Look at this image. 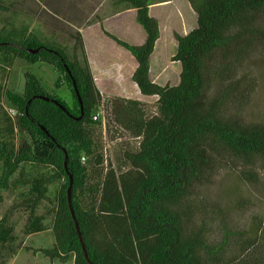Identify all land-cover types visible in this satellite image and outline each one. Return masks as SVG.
I'll return each instance as SVG.
<instances>
[{
  "label": "trees",
  "instance_id": "1",
  "mask_svg": "<svg viewBox=\"0 0 264 264\" xmlns=\"http://www.w3.org/2000/svg\"><path fill=\"white\" fill-rule=\"evenodd\" d=\"M157 1L114 0L118 12L136 10L146 34L142 45L123 41L102 26L137 61L132 81L140 93L158 97L152 115L138 100L107 101L110 121L139 141L137 151L125 154L130 168L119 171L98 140L102 121L94 116L103 96L82 34L72 37V47L61 44L39 29L15 24V11L3 15L13 3L0 0V95L19 112L31 140L15 151L0 130V207L5 191L19 190V206L28 213L24 236L45 232L47 215H53L54 235L51 248L20 246L5 215L0 256L13 257L25 249L41 252L51 262L74 264H264V240L259 241L263 217L254 218L247 234L233 236L232 245L229 232L213 243L198 205L199 191L229 160L264 167V121L245 116L254 82L242 70L245 56L264 46V0H188L197 27L175 36L172 59L182 68L175 86H162L150 75L161 36L159 22L150 15ZM17 59L52 67L58 75L55 88L67 86L72 105L30 71L24 73L22 93L6 89ZM71 177L72 205L91 263L69 206ZM51 188L56 201L39 214Z\"/></svg>",
  "mask_w": 264,
  "mask_h": 264
},
{
  "label": "rangeland",
  "instance_id": "2",
  "mask_svg": "<svg viewBox=\"0 0 264 264\" xmlns=\"http://www.w3.org/2000/svg\"><path fill=\"white\" fill-rule=\"evenodd\" d=\"M3 1L7 5L13 3L10 11L3 15L10 16V12L15 11L17 14L14 18L15 24H29L34 30L39 29L47 37H52L57 42L71 47L75 42V38L73 40L72 37L75 34L77 36L80 29L84 28L88 39H91L93 43L90 45V49L92 52L94 51L96 41L91 37V34L93 32L100 33L101 29H85L91 21L97 23L98 19L101 23H105L106 31L130 44H141L144 39L141 35L145 36L132 10V13L121 14L119 18L113 17L112 12L117 9L114 0H57L55 6L45 1L43 2L44 8L41 5H32L34 9L29 11L23 9L27 3L31 5L32 2L28 0ZM167 2L168 6L165 8H156L152 11L161 20L162 37L151 57L150 75L154 82L162 86H175L180 82L182 69L181 64L172 59L178 47L175 36L178 33L188 34L196 28L197 14L191 8L188 0H167ZM105 18L108 19L103 21ZM1 25L0 21V28ZM101 41L99 51H102L103 56H101L102 61L99 64L103 71L96 72L99 83L96 86L103 94L102 129L99 131L98 140L104 146V154L113 167L119 171V168L125 171L130 168L124 163L125 154L137 151L139 141L110 121L111 111L107 108V101L118 97L138 100L152 115L156 112L158 97L142 95L132 81L134 66L130 61L132 58L135 62V59L130 52L107 37H102ZM242 70L251 75L254 82L245 116L249 121H264V46L256 47L255 51L245 56ZM28 71L35 73L52 94H57L65 99L70 106L72 105V94L67 86L60 90L56 89L54 83L58 77L57 73L52 67L42 63L30 65L26 61L17 59L5 80L6 89L22 93L25 86L24 73ZM0 130L5 141L15 151L25 142L31 141L21 126L19 112L10 105L4 93L0 95ZM3 172L4 168L0 162V177ZM55 192V188H51L49 200L41 204L39 214H46L52 208L56 201ZM198 194V205L207 222L210 241L218 243L223 240L225 233L229 232L232 234L230 237L232 245L233 236L237 238L239 234H247L256 216L260 215L264 218V167L261 165L245 167L237 161L229 160L224 168L218 170L212 181L202 187ZM3 196L0 220L5 215H9L10 222L15 226V234L18 236L17 244L34 249L51 248L54 242L53 215H47L45 221L47 230L45 232L29 237L24 236L23 230L28 213L25 207L19 206L22 204L19 190L5 191ZM261 238L264 240V229L259 238V241L263 243ZM19 251L21 253L13 264H52L41 252L26 251L25 249ZM12 258L10 254L3 253L0 256V264H11ZM54 262V264H62L59 261ZM65 264H73V262Z\"/></svg>",
  "mask_w": 264,
  "mask_h": 264
},
{
  "label": "crops",
  "instance_id": "3",
  "mask_svg": "<svg viewBox=\"0 0 264 264\" xmlns=\"http://www.w3.org/2000/svg\"><path fill=\"white\" fill-rule=\"evenodd\" d=\"M24 1H26V0H24ZM28 1H30V2H32L31 3V5H29V3H27V6L26 7H23V9L24 10H27V11H29L30 9H34V7L32 6V5H41L43 8H44V5H43V2H45V1H48L49 3H50V5H53V6H55V3H57L56 1L57 0H28ZM166 6H168V2L167 1H163V0H159V1H157V3H155V4H153V5H151L150 6V15L152 16V17H154L155 19H157L158 20V22H159V25H160V33H161V36H160V39H161V37H162V27H161V20L159 19V17H156L154 14H153V9H156V8H160V9H162V8H165ZM46 9V8H45ZM131 10L135 13L134 14V17L136 18V10L135 9H130V10H125V11H122V12H118L117 10H115L114 12H112V15H113V17H116V18H119V16H121V14H124V13H132L131 12ZM108 19V18H107ZM106 18L105 19H103V21H106L107 20ZM29 25V24H28ZM30 26V25H29ZM88 27H86V29L85 30H91V29H94V28H99V29H101V32L99 33V32H93L91 35V37L96 41V48L94 49V51L92 52V50L90 49V45H92L93 43L91 42V39H88V37H87V34L85 33V31H84V28L83 29H80V33L82 34V37H83V39H84V43H85V48H86V52H87V55H88V59H89V62H90V65H91V69H92V72H93V75H94V78H95V82H96V84H97V86H98V78H97V75H96V72L97 71H100V70H102L103 71V68H102V66L99 64V63H101V61H102V59H101V56H103V53H102V51L100 52L99 50H100V48H99V45L101 44V40H102V37L104 38V37H107V38H109L108 36H106L105 35V33L103 32V30H102V26L105 28V23H101V21H99V19L97 20V23L95 22V23H93V24H88L87 25ZM141 27V26H140ZM82 28V27H81ZM142 28V27H141ZM30 29H33L32 27H30ZM144 31V30H143ZM109 32V31H108ZM110 33V32H109ZM145 33V32H144ZM112 34V33H111ZM179 34V33H178ZM179 35H181V34H179ZM185 35H187V34H185ZM144 36V35H143ZM142 35H141V37H142V39H143V42L141 43V44H136V45H142L144 42H145V40H146V34H145V36L143 37ZM182 36H184V35H182ZM101 37V38H100ZM92 39V40H93ZM110 39V38H109ZM159 39V40H160ZM110 40H112V39H110ZM158 40V41H159ZM113 41V40H112ZM91 43V44H90ZM158 43V42H157ZM135 45V44H134ZM156 46H157V44H156ZM133 57V56H132ZM134 58V57H133ZM135 59V58H134ZM129 60V59H128ZM132 62V66H134V69L132 70V75H133V73L135 72V70H136V68H137V66H138V63H137V61L135 60V62H133V60H132V58H131V61H130V63ZM97 65H100V66H97ZM121 65V67H122V64H120ZM104 77V76H103ZM136 85V84H135ZM102 96H103V94H102ZM38 249V248H37ZM20 253H21V251H19V252H17V254L16 255H14L13 256V262L11 263V264H13L14 263V260L15 259H17L18 257H19V255H20ZM70 261H72L73 262V264H74V261L73 260H70ZM70 261H68V262H70ZM55 262H52V264H54ZM61 263V262H60ZM63 264V263H62ZM65 264V263H64Z\"/></svg>",
  "mask_w": 264,
  "mask_h": 264
},
{
  "label": "water",
  "instance_id": "4",
  "mask_svg": "<svg viewBox=\"0 0 264 264\" xmlns=\"http://www.w3.org/2000/svg\"><path fill=\"white\" fill-rule=\"evenodd\" d=\"M44 99L49 100L48 98H44ZM80 119L81 118H78V120H80ZM66 158H67V155H66ZM72 186H73V177H71V184H70V186L68 188V201H69V206H70V209H71L72 216H73V218L75 220V224H76V227H77V231H78V235H79L80 241L82 243V247H83L84 254H85L87 260L91 263V261H90V259L88 257V253H87L85 244L83 242L82 234H81V231H80L78 222L76 220L75 211H74V208H73V205H72Z\"/></svg>",
  "mask_w": 264,
  "mask_h": 264
},
{
  "label": "built area",
  "instance_id": "5",
  "mask_svg": "<svg viewBox=\"0 0 264 264\" xmlns=\"http://www.w3.org/2000/svg\"><path fill=\"white\" fill-rule=\"evenodd\" d=\"M101 111H99L95 116H94V119L95 120H99V119H101Z\"/></svg>",
  "mask_w": 264,
  "mask_h": 264
}]
</instances>
